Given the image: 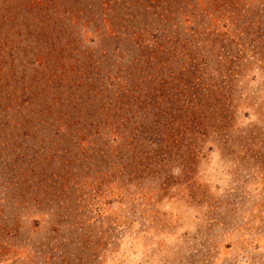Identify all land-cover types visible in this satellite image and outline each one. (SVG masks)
<instances>
[{"label": "rangeland", "instance_id": "rangeland-1", "mask_svg": "<svg viewBox=\"0 0 264 264\" xmlns=\"http://www.w3.org/2000/svg\"><path fill=\"white\" fill-rule=\"evenodd\" d=\"M0 264H264V0H0Z\"/></svg>", "mask_w": 264, "mask_h": 264}]
</instances>
